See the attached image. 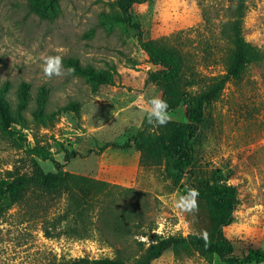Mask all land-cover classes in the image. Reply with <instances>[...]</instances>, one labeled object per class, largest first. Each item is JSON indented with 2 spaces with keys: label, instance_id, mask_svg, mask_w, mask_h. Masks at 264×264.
I'll return each instance as SVG.
<instances>
[{
  "label": "rangeland",
  "instance_id": "374dc122",
  "mask_svg": "<svg viewBox=\"0 0 264 264\" xmlns=\"http://www.w3.org/2000/svg\"><path fill=\"white\" fill-rule=\"evenodd\" d=\"M39 1L48 3L46 10L36 8L34 0H0V88L8 84L12 107L21 84L29 86L30 95L25 125L0 123V188L29 175L33 160L45 173L54 172L53 162H58L65 173L105 185L90 191L80 209L63 191L30 190L13 204L0 197V264L91 262L116 255L131 262L158 238H209L202 201L197 199L191 213L173 206L176 196L196 179L178 177L171 159L143 167L134 148L104 147L133 136L148 143L168 136L172 127L161 129L144 120L145 101L161 97L151 77L160 67L149 61L137 32L115 4L118 0ZM234 4L145 0L129 12L140 25L142 40L157 41L183 56L192 84L187 90L195 94L225 74L231 45L221 28L232 19ZM243 4V37L264 54V0ZM56 55L63 57L65 68L70 67L65 61L73 58L102 75L90 78L72 71L46 78L43 59ZM41 88L48 91L47 112H55L46 122L30 115ZM63 107L68 109L60 110ZM169 114L172 124L185 121L184 106ZM193 147L197 176L216 171L236 188L239 204L223 229L233 255L264 252V59L246 66L240 78L229 80L205 107ZM66 152L78 155L65 163ZM106 209L110 216L104 218ZM124 209L136 216L115 232L110 220ZM151 264L225 262L168 249Z\"/></svg>",
  "mask_w": 264,
  "mask_h": 264
},
{
  "label": "trees",
  "instance_id": "16d2710c",
  "mask_svg": "<svg viewBox=\"0 0 264 264\" xmlns=\"http://www.w3.org/2000/svg\"><path fill=\"white\" fill-rule=\"evenodd\" d=\"M34 1L33 5L36 8L46 10L48 3L45 5L39 0ZM142 1L145 0H118L115 4L121 13L125 15L124 21L127 25H130L137 32L141 47L149 57L151 64L160 67V70L151 74L152 81L161 92L160 98L167 101L169 113L177 110L180 106H184L185 121L173 124L168 122L166 125L161 126L162 129L171 125L170 134L168 136L160 135L148 143H141L138 137L133 136L126 139L122 144H107L104 147H112L118 150L134 148L140 154L139 165L143 167L158 166L164 159H171L172 167L178 177L181 178L184 174H188L189 178L196 179L188 185L187 191L196 189L199 192L197 199L205 204L210 237L205 238L201 235L189 234L185 237L178 235L158 238L155 244L149 245L138 258L131 262L125 261L121 256L116 255L111 259L104 258L91 262L86 259H76L60 264H151L168 249L183 252L186 256L194 254L201 257L216 256L225 264H264V252L260 250H249L242 257H235L233 246L223 233V229L231 224L233 213L239 204L236 197V188L225 183L216 171H211L206 176H197L193 171L195 161L193 143L204 122L205 107L218 98L229 80H238L246 66L258 64L264 59V54L243 37V0H234L233 17L221 28L222 36L231 45V53L225 74L214 78L206 87L195 94L187 90L186 85L190 87L192 84L187 80V68L183 56L176 49L157 41L142 40L140 25L132 21L129 12L134 4ZM65 62L78 75L90 78L102 75L101 71L80 66L76 59L70 58ZM28 88L27 84H21L18 87L14 107L11 106L7 98L8 84L0 88V123L9 125L12 122L22 121V125H25V113L28 112L30 107ZM47 97L48 91L41 88L36 97L35 107L30 111L31 117L36 121L46 122L48 118L52 119L55 115V112L50 113L46 110ZM67 109V107H63L60 110ZM77 155L78 153L75 152H66L65 163ZM53 164L55 171L45 173L33 160L31 173L16 178L7 184L4 190L0 188V197L13 204L22 200L26 192L30 190L42 193L63 191L69 195L72 204L80 209L85 199L89 197L90 191L105 185L100 181L65 173L63 170L64 164L58 162H53ZM75 191L77 192L75 193ZM94 196L92 194L91 197ZM107 216L110 215L109 210L106 209L104 218ZM135 216L136 214L133 212L126 209L121 210L112 215L109 225L114 228L115 232H118L119 227L127 225L131 218Z\"/></svg>",
  "mask_w": 264,
  "mask_h": 264
},
{
  "label": "clouds",
  "instance_id": "9594fccd",
  "mask_svg": "<svg viewBox=\"0 0 264 264\" xmlns=\"http://www.w3.org/2000/svg\"><path fill=\"white\" fill-rule=\"evenodd\" d=\"M72 71V68L64 67L62 56H47L43 59L42 73L46 78L71 74ZM145 104L144 120L147 124L152 126H164L171 120L168 111L169 105L166 100L154 96L148 98ZM198 195L199 192L196 189H189L187 192L176 196L173 201V206L181 213H191L197 209Z\"/></svg>",
  "mask_w": 264,
  "mask_h": 264
}]
</instances>
